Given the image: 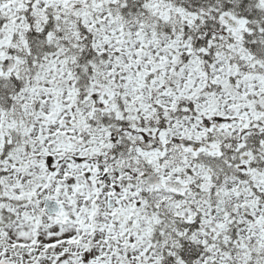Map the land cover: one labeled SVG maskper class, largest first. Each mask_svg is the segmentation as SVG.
I'll use <instances>...</instances> for the list:
<instances>
[{
    "label": "snow or ice",
    "instance_id": "obj_1",
    "mask_svg": "<svg viewBox=\"0 0 264 264\" xmlns=\"http://www.w3.org/2000/svg\"><path fill=\"white\" fill-rule=\"evenodd\" d=\"M0 264H264V0H0Z\"/></svg>",
    "mask_w": 264,
    "mask_h": 264
}]
</instances>
